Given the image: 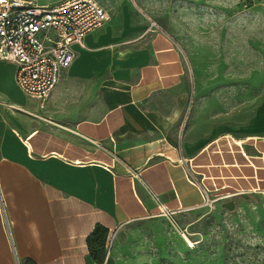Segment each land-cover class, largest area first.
<instances>
[{
  "label": "crops",
  "instance_id": "0c3cea01",
  "mask_svg": "<svg viewBox=\"0 0 264 264\" xmlns=\"http://www.w3.org/2000/svg\"><path fill=\"white\" fill-rule=\"evenodd\" d=\"M106 9L43 103L0 60V264H113L127 226L198 208L200 182L264 201V99L243 119L203 116L182 45L140 7ZM98 224L115 240L104 263Z\"/></svg>",
  "mask_w": 264,
  "mask_h": 264
},
{
  "label": "rangeland",
  "instance_id": "374dc122",
  "mask_svg": "<svg viewBox=\"0 0 264 264\" xmlns=\"http://www.w3.org/2000/svg\"><path fill=\"white\" fill-rule=\"evenodd\" d=\"M99 1L142 8L182 45L203 116L243 119L264 99V0ZM230 197L127 226L113 264H264V201Z\"/></svg>",
  "mask_w": 264,
  "mask_h": 264
},
{
  "label": "built area",
  "instance_id": "2783aa9c",
  "mask_svg": "<svg viewBox=\"0 0 264 264\" xmlns=\"http://www.w3.org/2000/svg\"><path fill=\"white\" fill-rule=\"evenodd\" d=\"M140 9L148 21L147 31H163L156 19ZM110 19V11L99 0H60L50 5L0 0V60L14 62L19 87L43 103L74 63V45L83 46L86 34ZM200 185L204 197L200 206L214 207L229 196L212 194L204 183ZM112 245L113 238L107 239V255Z\"/></svg>",
  "mask_w": 264,
  "mask_h": 264
},
{
  "label": "trees",
  "instance_id": "16d2710c",
  "mask_svg": "<svg viewBox=\"0 0 264 264\" xmlns=\"http://www.w3.org/2000/svg\"><path fill=\"white\" fill-rule=\"evenodd\" d=\"M108 236V228L98 224L88 236V245L90 247L93 258L98 263H103L106 256V241Z\"/></svg>",
  "mask_w": 264,
  "mask_h": 264
},
{
  "label": "bare ground",
  "instance_id": "6f19581e",
  "mask_svg": "<svg viewBox=\"0 0 264 264\" xmlns=\"http://www.w3.org/2000/svg\"><path fill=\"white\" fill-rule=\"evenodd\" d=\"M164 210H166V209H164Z\"/></svg>",
  "mask_w": 264,
  "mask_h": 264
}]
</instances>
